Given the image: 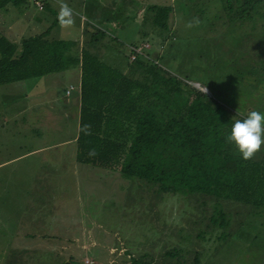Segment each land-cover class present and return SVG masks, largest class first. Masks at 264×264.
Instances as JSON below:
<instances>
[{
	"label": "rangeland",
	"instance_id": "374dc122",
	"mask_svg": "<svg viewBox=\"0 0 264 264\" xmlns=\"http://www.w3.org/2000/svg\"><path fill=\"white\" fill-rule=\"evenodd\" d=\"M36 2L20 11L12 1L4 5L0 34L29 37L55 25L56 38L78 42L90 24L103 36L88 49L120 69L128 66L132 47L148 43L145 52L154 58L166 44L162 64L204 92L209 107L234 123L253 110L264 113V9L243 12L224 0H54L50 10ZM77 75L0 85V178L17 176L10 189L0 180V264H58L70 256L85 264H130L144 255L147 264H264V202L201 204L204 198L200 203L198 195L181 193L162 198L116 172L82 163L75 170L72 144L37 150L75 132L68 112H76L78 96L72 102L50 98L78 83ZM30 150L36 152L24 166L6 163ZM60 173L65 176L49 186ZM217 207L213 220L225 227L213 231Z\"/></svg>",
	"mask_w": 264,
	"mask_h": 264
},
{
	"label": "trees",
	"instance_id": "16d2710c",
	"mask_svg": "<svg viewBox=\"0 0 264 264\" xmlns=\"http://www.w3.org/2000/svg\"><path fill=\"white\" fill-rule=\"evenodd\" d=\"M9 1L16 7L26 2L0 0V9ZM53 1L46 0V10L52 9ZM224 1L229 7L236 2L238 10L252 14L264 9V0ZM54 26L20 43L0 34V85L80 69L76 139L81 163L134 178L162 198L165 193H181L198 195L200 203L204 198L201 204L209 199L264 202L260 199L264 195V154L257 152L255 160L243 159L237 146L226 139L234 122L209 107L204 92L162 64L166 44H161L154 59L130 58L128 66L120 69L88 49L103 36L100 30L87 24L83 38L76 42L56 38ZM217 210L213 208L210 216L213 231L225 227L213 220ZM146 257H132L129 262L147 264L142 261ZM69 258L58 264H85L75 256Z\"/></svg>",
	"mask_w": 264,
	"mask_h": 264
},
{
	"label": "crops",
	"instance_id": "0c3cea01",
	"mask_svg": "<svg viewBox=\"0 0 264 264\" xmlns=\"http://www.w3.org/2000/svg\"><path fill=\"white\" fill-rule=\"evenodd\" d=\"M32 1H35L36 2V0H26V2L24 3V5H22L21 7H16V6H14V5H12V7H15L16 9L17 8H19V11H20V8H22L23 10L24 9H27V6L29 7V4H30V2H32ZM162 0H155V2H161ZM34 5H35V3H34ZM22 12H24V11H22ZM71 17H73V16H71ZM83 19H86L85 17H82L81 19H80V21L78 20V25L81 27V29H83ZM44 22H46V25H47V20L44 18ZM40 25H44L42 22L41 23H39ZM44 27V26H43ZM42 27V28H43ZM47 28H43V29H41V32H43V31H45ZM53 32H54V36L56 37L58 34H56V32L54 31V29L52 30ZM41 32H39V33H41ZM17 34L19 33V31H17L16 32ZM39 33H37V34H39ZM34 36V35H33ZM10 38V37H9ZM22 38H27V36H24L23 34H19L18 36L16 35V39H12V38H10V39H12L13 41H16V42H18V43H20L21 42V40H22ZM18 39V40H17ZM70 73H74V72H76L78 75V83H76V84H74L73 82H70L67 86H65L64 87V94H59V95H55L53 98H50V103H55V102H57V101H59L60 99H62L63 98V100H65V101H69L70 100V102H72V100H73V98L75 97V96H78V101L76 102V112L75 113H70V112H68V115L70 116V117H72V121H73V123H74V128H75V132L73 133V135L71 136V137H69V138H67V139H62V140H58V141H56L54 144H52V145H49V146H45V147H43V148H40V149H37V150H42V151H47V150H53V149H55V148H58L59 147V145L61 144V143H65V144H72V145H74V150H73V153H72V157L74 158V160H73V162H75V164H74V167H75V170H77L78 171V168L80 167L79 165H81V162L78 160V154H77V152H78V145H77V139H76V137L78 136V133H79V126H80V112H79V106H80V94L78 95V93L80 92V82H81V76H80V72H81V70L79 69H74V70H70L69 71ZM63 73V72H62ZM69 78V77H68ZM67 78V79H68ZM19 82H22L23 83V85L24 86H29L30 85V82H27V83H25L24 81H19ZM71 84H73L74 86H75V88L74 89H72L71 91H70V93H68V91H69V87H70V85ZM47 104H49V101H48V103ZM50 114V117H51V119L54 121V119H55V114H53V113H49ZM34 152H36V150H30V151H28V152H26V153H23V154H19V155H17V156H13V157H9L8 158V160L6 161V163H9L8 165H11L12 163H16V165H14V167H21V166H24L25 165V163H23L22 162V160H25L27 157H29V156H31V155H33L34 154ZM46 159L47 160H51V161H54V162H52V164H57L55 161H57L58 159H55V158H48L47 156H46ZM83 165H86L85 163H82ZM88 165V164H87ZM26 172V171H25ZM107 173H109V172H107ZM112 173H110L109 175H111ZM65 175L63 174V173H60V174H57L55 177H54V179H53V181L52 182H49L48 183V185L49 186H56L57 184H58V181H59V179H61V178H63ZM21 177H23V176H21ZM17 178V176L15 175V173L13 174V176L12 177H7V178H0V180L4 183V182H6V186L5 185H3V187L5 188V189H10V186L11 185H13V184H16L15 183V179ZM52 218L53 219H55L56 218V216H52ZM60 222V225H63L62 223H61V221H59ZM51 223V225H54L55 226V228H58V226L57 225H55L52 221L50 222ZM56 233H58V232H56ZM39 233H37V235H35V234H33L36 238H38V236L39 235H42V238L44 239V240H47V237H48V235H45V234H39Z\"/></svg>",
	"mask_w": 264,
	"mask_h": 264
},
{
	"label": "clouds",
	"instance_id": "9594fccd",
	"mask_svg": "<svg viewBox=\"0 0 264 264\" xmlns=\"http://www.w3.org/2000/svg\"><path fill=\"white\" fill-rule=\"evenodd\" d=\"M226 139L237 146L243 159H252L264 145V113L253 110L245 119L236 120Z\"/></svg>",
	"mask_w": 264,
	"mask_h": 264
},
{
	"label": "built area",
	"instance_id": "2783aa9c",
	"mask_svg": "<svg viewBox=\"0 0 264 264\" xmlns=\"http://www.w3.org/2000/svg\"><path fill=\"white\" fill-rule=\"evenodd\" d=\"M36 4L40 7V9H42V8L44 7V3L41 2V1H37ZM146 47H149V44H148V43L144 44V46H142V47H132L131 54H130V58H131V60H135V59H137L139 56H144L145 58H149V59H151V58H150V57H151L150 54H149V53L147 54V53L145 52V48H146ZM72 89H74V86H73V85H71V86L69 87V91H68V93H70V91H71Z\"/></svg>",
	"mask_w": 264,
	"mask_h": 264
}]
</instances>
